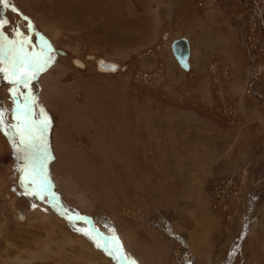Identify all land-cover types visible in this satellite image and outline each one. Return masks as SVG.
Returning <instances> with one entry per match:
<instances>
[{"label":"rangeland","instance_id":"374dc122","mask_svg":"<svg viewBox=\"0 0 264 264\" xmlns=\"http://www.w3.org/2000/svg\"><path fill=\"white\" fill-rule=\"evenodd\" d=\"M0 21V264H264V0H8Z\"/></svg>","mask_w":264,"mask_h":264},{"label":"snow or ice","instance_id":"6c2138e0","mask_svg":"<svg viewBox=\"0 0 264 264\" xmlns=\"http://www.w3.org/2000/svg\"><path fill=\"white\" fill-rule=\"evenodd\" d=\"M0 3H3L7 7L8 0H0ZM4 23H7V21H0V27H2ZM51 59H52L51 55L44 52L43 50L41 51L40 54L32 56L30 58L27 56H23V55L19 56L18 58H16L13 61L12 66H11V75L13 78L12 82L16 83V84H24L25 86H27L28 82L31 79L35 78V72L43 70V67L46 64H48L51 61ZM25 66L30 67L32 69V71L31 72L26 71V72L21 73V71H20L21 68L25 67ZM0 71H3L7 74L9 69L3 68V69H0ZM13 91L15 94V90H13ZM25 100H26V104H25L23 111H24L25 115H27V113L30 111V103H28L30 101V98L25 96ZM17 109H20L19 104H17ZM3 119H4L3 112H2V110H0V124L3 123ZM41 124L43 126V129L46 130L47 129V121H41ZM42 137H43V132H41V134H40L41 139H42ZM21 140L23 143H26V144L33 143L36 140V136L34 134H32V129L29 126H27V122H25L23 131L21 132ZM46 151L47 150H46V146H45L44 153H43L45 159L47 158ZM43 164H44V160H41V169L43 168ZM31 176H32V182L36 183V169L35 168H33ZM45 182H46L45 180L40 181L39 187L41 190H43ZM33 194H36V193H33ZM40 198L43 199V196H41ZM81 231H85V230L81 229ZM86 234L90 235L91 238L97 242V247H103V248H105L106 251H108V244L114 243L115 240L118 239V238H113V240H108V238L105 237L103 239H105L106 243L101 244L99 242V239H98L99 234L97 236H92V234L90 232L86 233ZM120 247H122V246H120ZM118 250H119V248H113L112 250L109 251V255H113Z\"/></svg>","mask_w":264,"mask_h":264},{"label":"water","instance_id":"95a60500","mask_svg":"<svg viewBox=\"0 0 264 264\" xmlns=\"http://www.w3.org/2000/svg\"><path fill=\"white\" fill-rule=\"evenodd\" d=\"M21 52H22V50L18 51L17 55H20ZM173 52H174L175 56L177 57V59L180 61L181 65L186 68L188 66V59L190 57V44H189V41L186 38H181V39L176 40L174 42V44H173ZM15 99L18 100L19 99L18 96H15ZM38 194H39L40 197L43 196V195L40 194V192H38ZM40 200H42V199L40 198ZM54 209L56 210V208H54ZM56 211L59 212L58 210H56ZM59 213L62 216H65L66 218H68L70 220H78L79 218L82 219L81 217H77L75 215H73V217H70V216H67L65 214H62L61 212H59ZM82 220H84V219H82ZM86 222L89 223L88 221H86ZM91 228H92V230L94 231L95 234H99L100 238H102V239L105 238L100 233H98L92 226H91ZM106 238H108V237L106 236ZM108 240H112V238H108ZM114 244L115 245L117 244L116 246L120 250V245L118 243H115V242H114ZM119 260L121 261L122 264H124V263L126 264V262H127L125 260V258L122 257V253L121 252H119ZM129 263H131V262H129ZM129 263H127V264H129ZM131 264H133V263H131Z\"/></svg>","mask_w":264,"mask_h":264},{"label":"bare ground","instance_id":"6f19581e","mask_svg":"<svg viewBox=\"0 0 264 264\" xmlns=\"http://www.w3.org/2000/svg\"><path fill=\"white\" fill-rule=\"evenodd\" d=\"M39 36H40V34H38ZM53 48H54V46H53V44H52V42L50 41H48L47 42V44H46V50L47 51H51V50H53ZM60 52H63V51H60ZM190 53H191V51H190ZM189 59H190V57H189ZM188 59V65H189V63H190V60ZM77 61V60H76ZM78 62V61H77ZM78 64H80V63H78ZM99 66H100V68L103 70V71H112V72H115L116 71V69L117 68H119V64L118 63H115V62H111V61H106V60H102V61H99ZM188 67V66H187ZM186 67V68H187ZM188 69V68H187ZM49 85V84H48ZM55 202V204H54V208H56V210H58L59 212H61L62 214H65V215H67V216H70V217H73V213L72 212H69L67 209H65L63 206H62V204L60 203V202H58L57 200H54ZM20 214V218L23 220V219H25L26 218V214H24L23 212H20L19 213ZM81 218L82 219H84V220H86V221H88L89 222V224L93 227V225H92V221L89 219V217H86V216H81ZM94 228V227H93ZM95 229V228H94ZM98 233H100L103 237H108V238H114V237H112V236H108V235H106V234H104L103 232H101L100 230H98V229H95ZM98 235V234H97ZM116 242V241H115ZM119 243H120V241H119ZM118 243V244H119ZM112 245H115L114 243H112ZM117 245V244H116ZM115 245V247L117 248V246ZM120 245V244H119ZM120 250H121V248H120ZM122 257H124L123 256V254H122ZM125 258V260L127 261H125L126 262V264L127 263H129L130 261L126 258V257H124ZM125 264V263H124ZM129 264H131V263H129Z\"/></svg>","mask_w":264,"mask_h":264},{"label":"flooded vegetation","instance_id":"af4514ba","mask_svg":"<svg viewBox=\"0 0 264 264\" xmlns=\"http://www.w3.org/2000/svg\"><path fill=\"white\" fill-rule=\"evenodd\" d=\"M30 207H31V205H28V209H30ZM24 214H26V213H24Z\"/></svg>","mask_w":264,"mask_h":264}]
</instances>
